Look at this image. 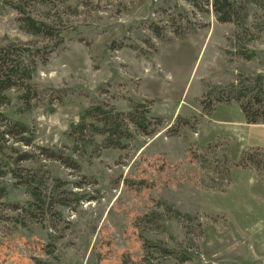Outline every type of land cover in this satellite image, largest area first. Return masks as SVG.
<instances>
[{
    "label": "rangeland",
    "instance_id": "1",
    "mask_svg": "<svg viewBox=\"0 0 264 264\" xmlns=\"http://www.w3.org/2000/svg\"><path fill=\"white\" fill-rule=\"evenodd\" d=\"M9 1L0 0V38L50 42L22 29ZM235 1L237 24L219 21L212 0L59 5L64 39L38 59L34 105L22 109L15 89L0 105V130L13 118L33 134L26 145L0 132V143L12 161L30 152L18 165L43 191L35 199L0 175V264H264V145L207 132L212 113L227 118L214 114L222 102L213 106L209 91L264 74V0ZM32 4L38 16H54ZM132 102L162 124L149 135L133 130L121 147L95 135L82 148L69 135L91 105L125 111ZM229 104L233 118L243 114Z\"/></svg>",
    "mask_w": 264,
    "mask_h": 264
},
{
    "label": "trees",
    "instance_id": "2",
    "mask_svg": "<svg viewBox=\"0 0 264 264\" xmlns=\"http://www.w3.org/2000/svg\"><path fill=\"white\" fill-rule=\"evenodd\" d=\"M65 0H10L9 3L18 12L19 25L25 31L42 36L48 41L44 44H37L34 41H17L0 38V105L8 104L11 97L7 93L9 89L18 91V98L21 100V108L30 109L38 97V90L32 81L38 59H45L49 51L62 42L63 34L58 27L61 20L62 10ZM261 2V0H248ZM213 10L219 21H232L238 23V15L242 6L235 0H212ZM30 3L43 4L50 15V10L54 12L49 16H38L31 10ZM264 7V1L261 2ZM60 5V6H59ZM241 6V7H240ZM65 7H70L66 4ZM245 7V6H244ZM247 16V13H244ZM242 54V52H239ZM246 58H252V54H243ZM214 93V95H211ZM214 98V103L237 102L247 122L264 123V74L257 72L253 75H240L227 83V85L217 86L214 91H209ZM143 102L130 104L128 110H118L113 106L105 104H93L86 108L79 121L73 123L69 130V135L79 147H86L95 142V135H101L100 144L105 147H121L132 138L133 130L141 131L147 135L154 132L158 124H162V118L158 115H149L150 110L143 108ZM207 111L211 112L212 108ZM0 110V116L4 117ZM153 121L155 123H153ZM6 127L0 132L8 133L20 140L21 143L32 145L33 134L29 126L17 119L7 118ZM28 133V134H26ZM41 154L48 158H61L69 163L65 157L56 153L53 149L33 144ZM14 148L13 145H10ZM4 147L0 143V175L9 172L16 179L17 183L26 185L28 191L35 199H41L43 195L42 187L35 180L34 176L23 169L18 162L29 158L30 152L22 150L12 161L5 153ZM72 164V163H69ZM5 187L0 185V196L5 193Z\"/></svg>",
    "mask_w": 264,
    "mask_h": 264
},
{
    "label": "crops",
    "instance_id": "3",
    "mask_svg": "<svg viewBox=\"0 0 264 264\" xmlns=\"http://www.w3.org/2000/svg\"><path fill=\"white\" fill-rule=\"evenodd\" d=\"M215 108L216 109L214 111V114L217 111V109H223L226 112L225 115L227 116V118L226 117L214 118L212 116L213 115L212 113L210 116V121L211 123H213L215 120L216 121L214 122L215 123L214 125L210 123L207 132L210 131L209 133L214 135L215 134L222 136L227 135V137L233 136L234 137L233 139H235V141L238 142L240 146L264 145V130H261L264 129V123L253 124L247 122V120H245L244 118V115L243 114L239 115L238 113H237V117L233 118L230 115L231 107L229 103H227V105H225L224 103L217 104ZM257 127H261L260 130L252 131Z\"/></svg>",
    "mask_w": 264,
    "mask_h": 264
}]
</instances>
